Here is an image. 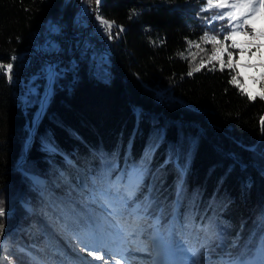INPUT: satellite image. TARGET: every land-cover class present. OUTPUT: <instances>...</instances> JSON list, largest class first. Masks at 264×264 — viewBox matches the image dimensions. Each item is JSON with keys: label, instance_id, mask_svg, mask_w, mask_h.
Here are the masks:
<instances>
[{"label": "trees", "instance_id": "1", "mask_svg": "<svg viewBox=\"0 0 264 264\" xmlns=\"http://www.w3.org/2000/svg\"><path fill=\"white\" fill-rule=\"evenodd\" d=\"M206 6V0H104V17L124 28L116 37L114 63L89 59L76 84L55 89L22 164L33 113H23L0 68L3 264H78L49 224L80 236L78 243L85 233L93 238L69 226L99 209L90 195L93 182L104 169L115 181L121 170L139 164L157 133L134 197L136 204L145 197L151 202L139 213L143 234L161 236L186 257V248L197 244L194 237L203 235L199 230L215 217L208 251L199 259L254 264L264 251V100L250 101L233 87L227 68L212 71L207 64L187 75L198 51L205 61L213 53V43L200 37L207 32L223 38L219 27L227 19L209 27L215 10L202 11ZM79 9L74 0H0V64L31 47L32 34L48 18ZM229 50L238 58L237 50ZM163 91L171 99L158 101ZM174 151L178 157L186 153L188 164L179 205V169L166 163Z\"/></svg>", "mask_w": 264, "mask_h": 264}, {"label": "snow or ice", "instance_id": "2", "mask_svg": "<svg viewBox=\"0 0 264 264\" xmlns=\"http://www.w3.org/2000/svg\"><path fill=\"white\" fill-rule=\"evenodd\" d=\"M102 0H95V4L99 6ZM208 6L213 4L219 10L221 14L215 16L212 20L208 21L210 27L212 23L216 21H223L227 19V25L219 27V33L223 35V40L220 36L209 37L205 32L201 37V41L206 39L217 45L213 49V53L210 55L208 61L201 60L200 65L195 69H190L187 73L188 76H192L194 72L199 71L207 64H211L210 70L212 71H224L226 68L229 70V83L233 87L237 88L239 92L247 95L250 101H255L257 98L264 100V91L254 92L249 86L250 82H259L264 79V0H206ZM89 0H81L82 11L81 15L92 14L96 10L89 8L87 5ZM228 9H234L230 11ZM209 8H203L202 11H208ZM135 14V13H133ZM96 20L99 22L100 27L106 38L112 40L120 35V32L124 31L122 25H118L119 31L112 34V27L115 24L114 21H107L104 17L96 15ZM131 18V17H130ZM227 27L229 30L224 31ZM53 31L58 30L56 26L52 27ZM230 41V44L226 43ZM199 45L196 41H189V47ZM229 48L237 50L235 52L239 59L233 61L234 53L229 51ZM253 49H255L253 51ZM251 55H248V53ZM227 55L228 59H223L224 55ZM181 59H188L183 53L180 54ZM104 59V57H102ZM10 60L15 62L17 56L12 55ZM218 61L219 67L212 63V61ZM0 68L7 70V78L11 83V70L13 69V63L0 64ZM55 78V73L52 74ZM240 77L243 78V83L240 81ZM260 131L264 134V117L260 119ZM160 139L159 133L155 138V141L149 145L148 150L144 154V158L139 164L133 165L130 170H125L121 175L117 176L115 181L110 177L107 169L102 170L99 173L98 179L93 182L95 191L92 192L91 198L93 201L99 204V209L92 212L86 220H81L79 223L70 222L69 226L80 230H86L93 237L91 243H85L83 249L84 252L92 257L94 260H103L104 251L110 243H117L122 246H131L138 242L139 237L143 233V228L140 227L138 221L140 219L139 213L146 212L150 201L147 197L143 199L140 204H136L134 197L138 191L147 170V162L152 154V150L156 147ZM49 151H55V148L51 145H46ZM183 160V163H181ZM175 162L179 169V177L177 180V194L176 204H180V196L183 191V176L188 166L186 153L180 154L179 157L173 152L168 157L166 163ZM134 204L135 207H131ZM5 214V209L0 208V216ZM125 217H135L136 219L125 220ZM261 221L264 223V215L261 216ZM175 223V218L174 221ZM215 226V217L208 219L206 226L202 227L199 232L201 235H196L194 238L197 241L195 246L186 248V251L190 254L189 264H201L199 257L202 254H206L208 249L205 247L208 239L210 238ZM183 243V242H181ZM89 247H95L98 251H88ZM197 248L199 249L197 251ZM264 254V251H262ZM0 264H3L0 261ZM104 264H109V261L104 260ZM112 264H121L119 259H114ZM161 264H170L168 261H161ZM204 264H246V262L232 261H208L205 260ZM250 264V262H248Z\"/></svg>", "mask_w": 264, "mask_h": 264}, {"label": "built area", "instance_id": "3", "mask_svg": "<svg viewBox=\"0 0 264 264\" xmlns=\"http://www.w3.org/2000/svg\"><path fill=\"white\" fill-rule=\"evenodd\" d=\"M76 3L80 9L76 12L72 10L70 20H62V14L58 15L49 23L46 31L39 33L36 37L39 39V46L28 47L25 52L12 54L18 58L21 110L26 116L33 113L27 126L34 121V112H37L43 102L45 100L50 102L56 88L65 89L69 86L73 58L92 54V50H109L110 40L98 27L99 23H93L96 11L82 16L81 0H74V4ZM87 6L96 10L95 0H89ZM76 19H83V27H77L76 33H69L68 24L74 23ZM53 26L59 27V35H51ZM33 54L43 55L42 65H35ZM101 63L104 64V61ZM53 73L56 74L55 78ZM156 99L171 98L167 93H157Z\"/></svg>", "mask_w": 264, "mask_h": 264}, {"label": "rangeland", "instance_id": "4", "mask_svg": "<svg viewBox=\"0 0 264 264\" xmlns=\"http://www.w3.org/2000/svg\"><path fill=\"white\" fill-rule=\"evenodd\" d=\"M206 7L207 8L211 7L215 10L211 14L212 18L221 14L222 11H224V10L217 9V7L214 4L212 6L207 5ZM228 10L235 11L234 9H228ZM227 23H228V21L226 20L222 24L227 25ZM220 39L223 40V38H220ZM228 44H230V41L228 42ZM213 45H214V48L217 47V45H215L214 43H213ZM254 50L255 49H253V51ZM229 51H231V50H229ZM199 53H201V51L197 52V56H196L197 58H194L196 65H194L192 67V69L197 68L201 63V60H203L200 56H204V55L203 54L199 55ZM248 55H251V53L249 52ZM91 59L96 60L94 58H91ZM223 59L225 61H227L228 57L226 54L223 56ZM237 59H239V57L234 59V56H233L234 62ZM204 61H205V59H204ZM259 82H261L264 85V79H261ZM255 84L258 85L257 83H255ZM260 88L262 90H264V88H262V87H260ZM158 93H167L169 95V93L167 91L158 92ZM169 96L171 97V95H169ZM35 113L36 112H34V116H35ZM30 125H28L29 132H30V128H31ZM121 173H123V170L120 171L118 176L121 175ZM87 183L88 182L85 181L86 185H87ZM47 224H49V223L47 222ZM49 226L52 229V231H54V233H56L57 236L60 237V240L64 241V243L67 245V249H69L71 251L72 256L74 258H77L80 261L78 264H104V260H107V261H109V264H112V261L114 259H119L121 261V264H161V261H168V262H170V264H189V261H190V255L185 257L183 254H180L179 252H177V250L172 248V246L170 244H165L163 242V239L161 236H156L153 239L152 237H149L148 234L144 235L143 233L139 237L140 240L136 244L131 245V246L125 247V246L119 245L117 243H115L116 246H112V245L108 244L107 248L103 249L104 259L103 260H99V259L94 260L92 257H90L87 254V252L83 251V249L85 247V243H81V242L78 243L80 236L75 237L74 235L68 234L66 231L56 230L53 223H50ZM92 240H93V238H91L90 235L85 233V235L82 237L81 241H84L86 243H91ZM2 242L0 244V252L4 251V247H3L4 245L2 244ZM110 246H112V247H110ZM88 251L89 252L90 251H98L99 252V250L95 247H89ZM157 255H159V257ZM0 258H2L1 255H0ZM211 259H212V257L210 256L208 258L200 259V261H201V264H204L205 260L209 261ZM62 261L65 262V264H75L70 259H63ZM213 261H217V260H213ZM263 261H264V254H262V252H260L259 255L257 256L256 260L254 261V264H262Z\"/></svg>", "mask_w": 264, "mask_h": 264}, {"label": "bare ground", "instance_id": "5", "mask_svg": "<svg viewBox=\"0 0 264 264\" xmlns=\"http://www.w3.org/2000/svg\"><path fill=\"white\" fill-rule=\"evenodd\" d=\"M103 2H104V0H102L101 4L99 6L96 5V12L93 15V23H99L95 18L96 15L104 17V15H103ZM57 16L58 15H54V16H51L50 18H48L43 23L42 27L32 34V36H31V47L39 46V39H36V37L39 35L40 32L46 31L49 23H51L53 20H55ZM71 17H72V12L68 15H62V20H70ZM105 20H107V19L105 18ZM107 21H110V20H107ZM77 27H83V19H76V20H74V23H69L68 24V32L69 33H76ZM57 29L58 30L53 31L51 28V35H59V27H57ZM111 31H112L113 36L115 37V34L118 31L117 24L113 25ZM115 46H116V38L110 40L109 50H92V54L80 55L77 58H73V60H72V71L70 72V79H69V86L68 87L76 84L77 79H78L79 74H80L81 65L85 61H87L91 58H94L99 62L104 61V64H106V65H112L114 63ZM23 52H25V51H23ZM102 57H104V59H102ZM33 61H34L35 65H42L43 64V55L33 54ZM10 62L13 63V69L11 70V73H10L12 79H11V83L9 82V85H10V88H11L15 102L21 108V99H20V95H19V86H18V83H19L18 58L15 62H13L11 60H10ZM3 73L7 75V70L4 68H3ZM249 86L253 89L254 92L264 91L255 83L250 82ZM157 100H159V99H157ZM159 101H161V100H159ZM48 103H49L48 100H45L43 102V104L39 107V109L37 110L34 121L30 125V127H31L30 131L31 132L34 130L35 126L40 121L41 116L43 115V112L46 109V106L48 105Z\"/></svg>", "mask_w": 264, "mask_h": 264}, {"label": "water", "instance_id": "6", "mask_svg": "<svg viewBox=\"0 0 264 264\" xmlns=\"http://www.w3.org/2000/svg\"><path fill=\"white\" fill-rule=\"evenodd\" d=\"M136 110H137V109H136ZM45 112H46V110H44L43 115L41 116V119H40V121L38 122V124L35 126L34 130H33L32 132L30 131L29 137H28V139H27V141H26V145H25V154H24V157H23V159L21 160L20 164L24 163V162L27 160V157H28V155H29V149L31 148V146H32L33 143H34L35 135H36V133H37V131H38V128H39V125H40V123H41V121H42V119H43V117H44V115H45ZM263 117H264V116H263Z\"/></svg>", "mask_w": 264, "mask_h": 264}]
</instances>
